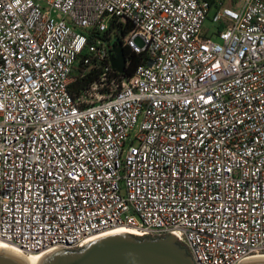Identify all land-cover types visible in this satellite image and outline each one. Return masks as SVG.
I'll use <instances>...</instances> for the list:
<instances>
[{"label": "built area", "instance_id": "built-area-1", "mask_svg": "<svg viewBox=\"0 0 264 264\" xmlns=\"http://www.w3.org/2000/svg\"><path fill=\"white\" fill-rule=\"evenodd\" d=\"M118 230L195 264L264 257V0H0V240L45 255Z\"/></svg>", "mask_w": 264, "mask_h": 264}, {"label": "water", "instance_id": "water-1", "mask_svg": "<svg viewBox=\"0 0 264 264\" xmlns=\"http://www.w3.org/2000/svg\"><path fill=\"white\" fill-rule=\"evenodd\" d=\"M110 63L119 73L125 69L120 43L110 49ZM0 264H26L10 252L0 250ZM39 264H195L186 247L174 235L137 236L117 233L88 242L78 250L57 249L45 254ZM241 264H264V258Z\"/></svg>", "mask_w": 264, "mask_h": 264}, {"label": "trees", "instance_id": "trees-1", "mask_svg": "<svg viewBox=\"0 0 264 264\" xmlns=\"http://www.w3.org/2000/svg\"><path fill=\"white\" fill-rule=\"evenodd\" d=\"M210 3H213L215 0H207ZM124 56L127 59V66L124 69L123 72V77L129 78L131 77L136 68L140 65L141 63V57L140 56H135L133 54H130L129 51L125 48H123ZM85 67L82 65V63H79L78 67L74 70L75 75H76V81L71 85V88L73 91H78L80 89H84L88 85L92 83L94 80V75H85V77L80 78V75L83 74Z\"/></svg>", "mask_w": 264, "mask_h": 264}, {"label": "bare ground", "instance_id": "bare-ground-1", "mask_svg": "<svg viewBox=\"0 0 264 264\" xmlns=\"http://www.w3.org/2000/svg\"><path fill=\"white\" fill-rule=\"evenodd\" d=\"M114 233H129V232L127 230H118L116 232H110L109 234H114ZM94 240H96V239H94ZM0 250L15 254L16 256L21 258L26 264H39L41 259L44 257V254H26L23 251H21L19 248L15 247V246H13V245L5 242V241H2V240H0ZM262 258H264V257H262Z\"/></svg>", "mask_w": 264, "mask_h": 264}, {"label": "rangeland", "instance_id": "rangeland-1", "mask_svg": "<svg viewBox=\"0 0 264 264\" xmlns=\"http://www.w3.org/2000/svg\"><path fill=\"white\" fill-rule=\"evenodd\" d=\"M222 1V0H221ZM224 4H229L230 0H223ZM215 28V24H212V22L210 20H208L207 22H205L204 24V30L207 33L208 36L212 37V39H216V37L213 35V31ZM115 39V37L113 38V40ZM115 41V40H114ZM113 43V41H112ZM75 74V72H74Z\"/></svg>", "mask_w": 264, "mask_h": 264}, {"label": "crops", "instance_id": "crops-1", "mask_svg": "<svg viewBox=\"0 0 264 264\" xmlns=\"http://www.w3.org/2000/svg\"><path fill=\"white\" fill-rule=\"evenodd\" d=\"M223 1V0H222ZM224 2V1H223Z\"/></svg>", "mask_w": 264, "mask_h": 264}]
</instances>
